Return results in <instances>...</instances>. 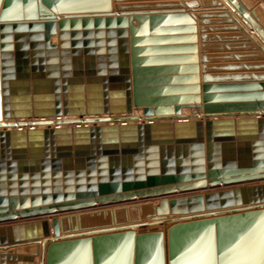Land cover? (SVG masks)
<instances>
[{
  "label": "water",
  "instance_id": "95a60500",
  "mask_svg": "<svg viewBox=\"0 0 264 264\" xmlns=\"http://www.w3.org/2000/svg\"><path fill=\"white\" fill-rule=\"evenodd\" d=\"M111 3L0 0L1 264H264V75H207L264 64L200 89L191 16Z\"/></svg>",
  "mask_w": 264,
  "mask_h": 264
},
{
  "label": "crops",
  "instance_id": "0c3cea01",
  "mask_svg": "<svg viewBox=\"0 0 264 264\" xmlns=\"http://www.w3.org/2000/svg\"><path fill=\"white\" fill-rule=\"evenodd\" d=\"M219 2L220 7L212 6L211 0H123V2L115 3L112 0L111 6L113 13L116 14L115 6L130 7L129 13L146 14L151 13H172L183 12L193 19V27L195 29L194 35L196 38V55L198 66V86L202 88L203 67L209 66H225V65H242L247 66L264 64V52L259 48V45L264 47V43L255 35L249 26L241 19V17L233 11L226 0H216ZM241 4L247 9L255 11L259 22L264 25V0H239ZM223 10V11H222ZM225 15L222 17L221 15ZM204 15V16H203ZM131 24L136 26L137 23L132 21ZM165 24L148 27L151 28H173V27H188L187 25H175ZM232 27H236L235 30H231ZM243 27V28H242ZM245 29V30H243ZM190 35L187 33L179 34V36ZM253 36L255 40H252L250 36ZM168 37V35L166 36ZM54 40V41H53ZM106 41V40H104ZM51 43H57V38L52 37ZM186 42H181L177 46H189ZM169 46H173L170 45ZM239 55L241 58L237 60L234 56ZM208 58L207 63L202 62V58ZM71 59V57H69ZM84 59V56H81ZM207 75L212 76H228V75H264V67L252 69V70H238L234 72H207ZM256 81V82H254ZM264 83V78L253 79L248 77L244 83ZM241 84V83H239ZM239 93V92H238ZM244 94L264 93V89L260 91H247ZM237 94V92H236ZM240 94V93H239ZM200 96L202 92L200 91ZM193 111L201 112V109H183V115H190ZM138 111H135L137 113ZM185 112L187 114H185ZM139 113V112H138ZM141 113V111H140ZM154 205H157L158 200H149ZM139 203V202H138ZM151 231H163L162 227H149L135 230V233H146ZM93 249V248H92ZM113 252L116 254L123 253V242H117L116 244L99 246L96 249V253L99 259L106 252ZM101 257V258H100ZM22 262L23 257L19 258ZM34 264L40 263V256L33 259ZM1 264V261H0ZM24 264V262H23Z\"/></svg>",
  "mask_w": 264,
  "mask_h": 264
},
{
  "label": "bare ground",
  "instance_id": "6f19581e",
  "mask_svg": "<svg viewBox=\"0 0 264 264\" xmlns=\"http://www.w3.org/2000/svg\"><path fill=\"white\" fill-rule=\"evenodd\" d=\"M53 41H54V40H53ZM135 111H138V110H134L132 115H133L134 117H141V116H140V115H141L140 111H138L139 113H138V112L135 113ZM185 114H187V113L185 112ZM184 116H185V115H184ZM72 119H73V118H72ZM201 119H204V118H201ZM209 119H212V118H209Z\"/></svg>",
  "mask_w": 264,
  "mask_h": 264
}]
</instances>
